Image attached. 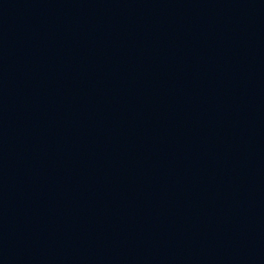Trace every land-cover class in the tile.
I'll return each instance as SVG.
<instances>
[{"label":"water","instance_id":"obj_1","mask_svg":"<svg viewBox=\"0 0 264 264\" xmlns=\"http://www.w3.org/2000/svg\"><path fill=\"white\" fill-rule=\"evenodd\" d=\"M0 264H264V0H0Z\"/></svg>","mask_w":264,"mask_h":264}]
</instances>
